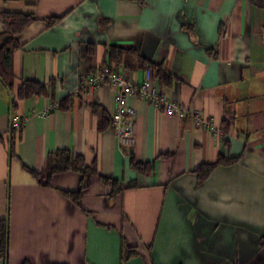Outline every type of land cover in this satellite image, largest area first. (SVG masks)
<instances>
[{"label": "crops", "instance_id": "crops-1", "mask_svg": "<svg viewBox=\"0 0 264 264\" xmlns=\"http://www.w3.org/2000/svg\"><path fill=\"white\" fill-rule=\"evenodd\" d=\"M3 13L35 17L13 54L15 90L0 80L7 264H264V0H0V34ZM112 47L134 51L115 72L140 86L151 70L200 123L134 94L135 145L122 147L114 91L83 87L115 66ZM26 82L45 93L17 99ZM60 152L95 172L49 176Z\"/></svg>", "mask_w": 264, "mask_h": 264}, {"label": "trees", "instance_id": "trees-1", "mask_svg": "<svg viewBox=\"0 0 264 264\" xmlns=\"http://www.w3.org/2000/svg\"><path fill=\"white\" fill-rule=\"evenodd\" d=\"M2 21L5 31L0 34V80L6 86L9 91L15 90L14 85V73H13V54L19 48V36L35 21L33 15H24L16 13H3ZM59 19L53 18L49 21V25L52 26L58 22ZM134 51L128 48L122 47H112L110 49V60L114 67H110L111 70L116 71V67L132 59V54ZM161 81H167L168 77L162 74L161 71L156 73ZM15 97L19 100L30 97L32 95H40L45 93L44 87L36 83H22V85L16 89ZM12 130H22V125L17 129L14 126L11 127ZM14 138V137H13ZM13 141L10 143L11 154L13 153ZM57 159L55 166L49 167V176L55 173L64 171H79L83 173L84 177H88L90 173L95 172L93 166L85 167V163L82 158H71L65 152H60L54 156H49V159ZM235 159L230 160L233 162ZM227 163L223 159H219L215 164H203L197 170L196 174L200 181H204L220 164ZM87 183V180H83V186ZM73 200L77 201L79 198V193H74L71 195ZM9 240H10V224L9 218L0 220V260L5 261L7 264L9 257Z\"/></svg>", "mask_w": 264, "mask_h": 264}, {"label": "built area", "instance_id": "built-area-1", "mask_svg": "<svg viewBox=\"0 0 264 264\" xmlns=\"http://www.w3.org/2000/svg\"><path fill=\"white\" fill-rule=\"evenodd\" d=\"M154 74L151 70L145 71L143 82L135 86L122 73L109 68L102 69L97 75L87 76L83 87L90 91L101 88L108 84L115 93V112L111 123L115 130L120 145L124 148H132L135 145V121L136 111L129 106L128 97L139 94L147 103L154 105L168 116H175L181 120L192 119L195 125L200 123V114L189 107H182L176 101L169 100L166 94L154 84ZM43 115H47L44 112ZM21 119L15 118L13 126L19 128Z\"/></svg>", "mask_w": 264, "mask_h": 264}]
</instances>
